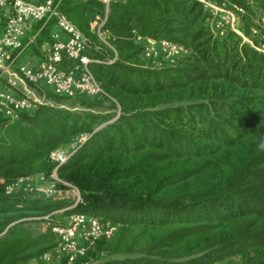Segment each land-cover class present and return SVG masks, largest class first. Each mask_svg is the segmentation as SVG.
Masks as SVG:
<instances>
[{"label": "trees", "instance_id": "1", "mask_svg": "<svg viewBox=\"0 0 264 264\" xmlns=\"http://www.w3.org/2000/svg\"><path fill=\"white\" fill-rule=\"evenodd\" d=\"M227 1L243 9L250 41L231 30L216 36L197 0H113L105 43L90 25L100 2L61 1L99 60L89 66L105 94L55 95L87 108L111 100L118 113L49 104L14 120L0 113V264H43L57 246L52 226L76 213L120 227L74 264H229L238 255L264 264V0ZM54 29L45 25L27 50L40 53ZM138 35L187 54L174 63L146 57ZM84 135L55 180L51 154ZM40 175L81 201L7 190ZM105 253L136 256L100 262Z\"/></svg>", "mask_w": 264, "mask_h": 264}, {"label": "built area", "instance_id": "2", "mask_svg": "<svg viewBox=\"0 0 264 264\" xmlns=\"http://www.w3.org/2000/svg\"><path fill=\"white\" fill-rule=\"evenodd\" d=\"M62 0H0V113L14 120L22 112H30L38 103L29 95L17 90L18 84L28 82L37 87L43 86L58 96L69 98L94 97L105 94L100 82L90 69L92 62H98L87 53L89 40L60 10ZM104 9L91 15V29L107 43L105 26L113 0H96ZM211 16L212 29L216 36L224 37L228 30L247 39L241 29L243 9L227 0H197ZM55 22L51 41L42 45L40 58L31 55L26 59L27 49L35 43L40 31L49 22ZM41 27L35 30V25ZM254 32H256L254 30ZM141 44L146 57L164 58L176 62L187 50L180 44L168 40L158 41L138 35L135 40ZM116 59L109 60V63ZM17 66V67H16ZM5 82L9 84L5 85ZM87 139L84 135L68 151L57 150L51 159L57 162L53 178L57 180L58 168L66 163L78 150L80 143ZM38 179L45 188L34 186ZM17 189L34 192L39 196H53L57 192L54 182H48L43 175L25 176L9 185V193ZM76 190V189H75ZM75 205L81 201L78 190ZM73 207V206H72ZM47 218V217H46ZM120 224L99 216L84 213L72 214L65 224H55L52 230L56 235L57 246L41 255L43 264H61L63 258L74 264L88 249L102 239H111Z\"/></svg>", "mask_w": 264, "mask_h": 264}, {"label": "rangeland", "instance_id": "3", "mask_svg": "<svg viewBox=\"0 0 264 264\" xmlns=\"http://www.w3.org/2000/svg\"><path fill=\"white\" fill-rule=\"evenodd\" d=\"M106 37V34H105ZM259 41L261 42V46L260 48L262 50H264V42H262L260 39ZM28 51V50H27ZM43 49L42 47L40 48V53L38 54H33L35 56H37V58L43 56ZM32 55L31 51H28V54L26 55V59H29L30 56ZM17 67V66H16ZM5 85L8 87L9 84L7 82H5ZM19 85V84H18ZM27 85L29 87V92L27 93V95H29L31 98H33L34 100H36L38 103L40 104H49V105H53V106H59L61 108H68V109H80V110H91L93 112L102 114V115H115L116 113H118L117 108H115L113 102L111 100H103L101 105H96L93 106L92 108H87L86 105L81 104V101L79 99H64V100H60L57 98V96L52 92V90L47 89L43 86L37 87L31 83L27 82ZM19 87V86H18ZM71 147H67L62 149V151H68L70 150ZM34 186L35 187H39L41 188H45V186L42 185V183L36 179L34 182ZM55 195H57L60 199H65L66 201L69 202H74L77 199V191L74 190H61L59 192H56ZM136 256L135 254L132 255H128V254H117V255H108V254H102L100 255V262L106 261V260H112V259H118V260H124L128 257H134ZM242 261V257L241 256H233L228 258L224 263H229V264H241ZM95 262H91L90 264H94Z\"/></svg>", "mask_w": 264, "mask_h": 264}, {"label": "crops", "instance_id": "4", "mask_svg": "<svg viewBox=\"0 0 264 264\" xmlns=\"http://www.w3.org/2000/svg\"><path fill=\"white\" fill-rule=\"evenodd\" d=\"M33 55V54H32ZM35 56V55H33ZM17 90L21 93L27 94L30 90L26 82H21Z\"/></svg>", "mask_w": 264, "mask_h": 264}, {"label": "clouds", "instance_id": "5", "mask_svg": "<svg viewBox=\"0 0 264 264\" xmlns=\"http://www.w3.org/2000/svg\"><path fill=\"white\" fill-rule=\"evenodd\" d=\"M259 148H260V150H264V142H261V143L259 144Z\"/></svg>", "mask_w": 264, "mask_h": 264}]
</instances>
